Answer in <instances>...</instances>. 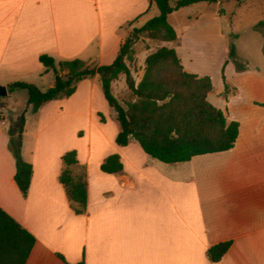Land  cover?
Listing matches in <instances>:
<instances>
[{
    "label": "crops",
    "instance_id": "crops-1",
    "mask_svg": "<svg viewBox=\"0 0 264 264\" xmlns=\"http://www.w3.org/2000/svg\"><path fill=\"white\" fill-rule=\"evenodd\" d=\"M220 3L199 5L181 32L170 21L173 10L168 22L179 46L162 41L159 47L173 48L187 71L211 77L208 100L218 89L215 102H209L238 122L236 141L228 150L166 163L146 154L134 139L117 145L119 126L114 143H105L103 111L113 109L98 74L81 79L71 95L52 99L35 112L25 89H8L16 81L42 91L53 85L54 69L45 67L40 55L55 63L74 58L90 66L111 63L132 29L158 14L152 1L0 0V85L6 87L0 99V208L35 238L24 264H264V107L258 104L264 102V61L254 66L236 53L244 62L238 70L228 59L226 45L239 42L241 33H234V23L219 12ZM152 42L156 40L141 38L133 48ZM151 52L145 50L142 61L137 60L142 63L138 71L129 65L138 75L136 83ZM222 67L221 75L207 70ZM223 75L235 89L226 97L221 94ZM119 78L125 80L119 75L110 89L122 100L130 90ZM23 91L22 106L7 108V97ZM244 93L250 98L241 100ZM22 111L20 154L32 166L26 196L14 181L8 135ZM108 115L116 120L114 111ZM70 150L86 172L81 214L71 209L59 181L61 156ZM111 154H118L122 169L103 172L100 165ZM222 241H231L230 247L220 260L210 261L207 249Z\"/></svg>",
    "mask_w": 264,
    "mask_h": 264
},
{
    "label": "trees",
    "instance_id": "trees-1",
    "mask_svg": "<svg viewBox=\"0 0 264 264\" xmlns=\"http://www.w3.org/2000/svg\"><path fill=\"white\" fill-rule=\"evenodd\" d=\"M150 1L156 5L158 14L142 26L132 29L119 45L111 63L90 66L78 58L55 63L52 57L40 55L39 61L45 67L54 69L53 85L42 91L32 83L16 81L8 85L9 90L25 89L27 104L35 112L52 99L71 95L81 79L98 74L103 96L115 112L118 122L119 130L115 137L117 145L125 146L134 139L146 154L166 163L183 162L195 155L230 149L236 141L239 124L228 120L221 109L209 102L208 94L213 89L210 76L187 71L176 51L166 46L157 48L145 57L144 72L138 83H135L129 67L135 54L133 46L139 39L166 42L176 39V32L168 22V15L173 10L197 2L215 3L217 0H172V3L170 0ZM219 12L222 13L221 10ZM252 29L262 38L261 52L264 56V15L252 25ZM228 59L234 62L238 70H243L242 63L236 59L232 41L228 46ZM121 74L135 96L132 102L119 101L111 92V81ZM222 79L221 94L226 97L233 87L226 82L224 75ZM258 104L264 107V102ZM24 123L25 112L22 111L8 127V135L9 149L15 159L14 181L22 195L26 196L32 166L20 154ZM61 160L59 181L69 206L75 213L81 214L86 207L85 168L82 166L80 174L75 172L81 167L75 150L65 152ZM121 169L118 154L107 156L100 165V170L106 173H116ZM34 241L29 231L0 208V264H24ZM230 245L231 241L211 245L206 251L208 259L212 262L220 260Z\"/></svg>",
    "mask_w": 264,
    "mask_h": 264
},
{
    "label": "rangeland",
    "instance_id": "rangeland-1",
    "mask_svg": "<svg viewBox=\"0 0 264 264\" xmlns=\"http://www.w3.org/2000/svg\"><path fill=\"white\" fill-rule=\"evenodd\" d=\"M204 4H213V3H207V2H199L196 4H193L190 7L187 8H182L180 10L176 9L175 14H172L170 16V21L171 23L176 27L178 32H181V28H182V24L184 22V20H186L188 17H190L191 14H193L194 12L197 11L198 6L199 5H204ZM218 10L222 11V14H226V17L229 21H232V24L234 23L235 25V32H240L241 33V38L239 40V42H237L235 45V53H237L239 56H246L249 58L250 62L249 64H255L254 66H258L259 61H264V56L262 55L261 52V44H262V38L260 36L259 33H257L256 31H254L252 29V24L257 22L258 20L262 19L263 15H264V0H221V3L217 6ZM186 9V10H185ZM182 11V12H181ZM161 40H156L155 42H152L153 44H146V45H139L137 46L138 49L137 51L134 50L135 54L133 56V60L131 61V63H129L130 67H132V65L135 67V71H138L139 69H141L142 67V63L140 62L139 64H137V60L140 59V61H142L143 56L145 54V50L146 52H151L156 50L157 48H159V45L161 44ZM163 43V42H162ZM164 44H170L171 46L174 47H178L179 44L177 42H164ZM227 48L229 46L226 45ZM138 53V56H136V54ZM248 53L250 55H248ZM138 57V58H136ZM252 61V62H251ZM234 63V62H233ZM241 63H243V67H244V62L241 61ZM201 65L207 64V63H200ZM139 65V66H138ZM235 65V64H234ZM236 67V66H235ZM250 68V67H249ZM244 69V68H243ZM209 72H211V74L213 76L216 75V73L219 75H221V73L224 71V68L222 67V69H218L217 71L214 69H207ZM132 76L134 78V81L136 83V80L138 78H135L133 73ZM123 77V76H122ZM211 78V77H210ZM117 81H121V83L123 85L125 84V80L123 78V80L121 78H119ZM214 84L215 87L217 86L216 84H218L217 79H215L214 77ZM218 88V87H217ZM9 89V88H8ZM218 89H214L213 94H210V98L209 100L212 102H215V95H217ZM11 91V90H9ZM20 93H25V91L23 92H16L15 96L12 97V99H10V97H7L6 100V107L9 109L15 108L18 109L20 108V106H22V100H23V94L21 95ZM129 93V94H127ZM126 94H122V100L119 101H123L125 103H129L134 101L135 96L132 94V92H127ZM212 93V92H211ZM250 94L244 93L241 97V100H244L246 97L250 98ZM2 98V96H0V99ZM14 98V99H13ZM221 99V98H220ZM17 100V101H15ZM15 102V103H12ZM222 102L220 101L219 104H221ZM109 110L111 111V113L113 112V110H111L109 108ZM103 111V115L106 118V123L105 125L102 127V133L105 136V143L108 145L109 143L113 142L114 143V138L112 137L116 126L118 127L117 121L112 118L110 115H108V111ZM111 118H109V117ZM80 125H83V128H88L89 123L88 122H83L81 121ZM92 129H93V135H97V126L93 123L92 125ZM99 132V130H98ZM83 167H79L77 169H75V172L77 174L82 173Z\"/></svg>",
    "mask_w": 264,
    "mask_h": 264
},
{
    "label": "water",
    "instance_id": "water-1",
    "mask_svg": "<svg viewBox=\"0 0 264 264\" xmlns=\"http://www.w3.org/2000/svg\"><path fill=\"white\" fill-rule=\"evenodd\" d=\"M6 95V87L0 85V96H4Z\"/></svg>",
    "mask_w": 264,
    "mask_h": 264
}]
</instances>
